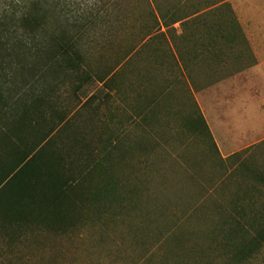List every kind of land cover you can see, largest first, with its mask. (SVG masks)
I'll list each match as a JSON object with an SVG mask.
<instances>
[{
	"label": "rangeland",
	"instance_id": "374dc122",
	"mask_svg": "<svg viewBox=\"0 0 264 264\" xmlns=\"http://www.w3.org/2000/svg\"><path fill=\"white\" fill-rule=\"evenodd\" d=\"M57 1L64 21L93 14L102 26L82 40L92 80L62 78L52 102L69 121L64 135L85 141L81 154L110 169L117 192L67 234L24 228L14 241L0 234V264H264V248L236 261L220 227L235 202L264 206V183L247 172L264 178V138L254 140L264 131H250L258 125L250 115V96L259 95L249 74L255 59L239 36L240 22L264 20V0ZM224 3L238 26L173 24L175 13L201 15ZM158 24L183 55L186 75L157 38L124 66L116 86L103 87L97 78ZM201 117L213 141L189 127Z\"/></svg>",
	"mask_w": 264,
	"mask_h": 264
},
{
	"label": "trees",
	"instance_id": "16d2710c",
	"mask_svg": "<svg viewBox=\"0 0 264 264\" xmlns=\"http://www.w3.org/2000/svg\"><path fill=\"white\" fill-rule=\"evenodd\" d=\"M62 11L57 0H0V234L11 241L24 228L67 234L117 192L110 169L95 163L89 151L81 154L79 146L85 141L64 135L71 129L69 121L52 102L62 78L74 77L83 84L92 80L83 72L82 40L102 30L96 15L71 22L63 20ZM173 16V24L218 20L225 21L226 27L237 26L226 3L201 15ZM157 38L164 40L166 53L173 55L167 34L158 24L141 46L97 81L103 87L116 86L124 66L134 55L150 49ZM189 127L213 141L203 117L192 120ZM247 172L264 183L259 174ZM96 176L105 181L94 183ZM253 205L251 199L247 206L235 202L220 222L225 248L239 262L264 248V206Z\"/></svg>",
	"mask_w": 264,
	"mask_h": 264
},
{
	"label": "crops",
	"instance_id": "0c3cea01",
	"mask_svg": "<svg viewBox=\"0 0 264 264\" xmlns=\"http://www.w3.org/2000/svg\"><path fill=\"white\" fill-rule=\"evenodd\" d=\"M178 24V23H177ZM177 24H174L175 26ZM182 24V23H180ZM241 27L244 28L243 32L239 35L241 40L244 43H249L250 49L252 50V58L255 59L253 65L249 68V74L251 76V90H256L257 93L259 91V95H252L250 96L251 101V111L250 115H256L257 123L255 127H251L250 131L260 133L264 131V20L261 21H254L250 22L248 25L246 22H240ZM238 26V24H237ZM246 27H250L249 30ZM165 33V32H164ZM183 34V33H182ZM170 44V43H169ZM173 47V45H171ZM173 59L175 58L176 65L180 68V70L186 75V71L184 68V64L182 62L183 55L173 47V55H169ZM257 76L256 84L257 88L255 89L253 86L254 80L253 77ZM249 133V131H248ZM264 134L258 135L255 137L254 140L263 139Z\"/></svg>",
	"mask_w": 264,
	"mask_h": 264
}]
</instances>
